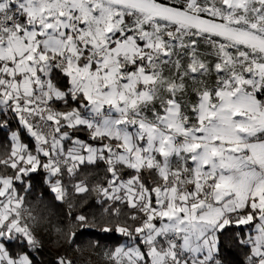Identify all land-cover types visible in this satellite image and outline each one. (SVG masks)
<instances>
[{"label":"snow or ice","instance_id":"6c2138e0","mask_svg":"<svg viewBox=\"0 0 264 264\" xmlns=\"http://www.w3.org/2000/svg\"><path fill=\"white\" fill-rule=\"evenodd\" d=\"M37 176L103 264H264V0H0V264Z\"/></svg>","mask_w":264,"mask_h":264},{"label":"trees","instance_id":"16d2710c","mask_svg":"<svg viewBox=\"0 0 264 264\" xmlns=\"http://www.w3.org/2000/svg\"><path fill=\"white\" fill-rule=\"evenodd\" d=\"M43 178L36 177L32 199L39 193L45 194V200L49 202L50 211L38 213L34 222L38 224V230L35 235L38 240L43 243V252L37 257L41 264H53V260L57 255L67 252L68 256L77 261V264H85L88 258H91L90 264H103L98 253L103 251L105 244L112 243L97 235V230L103 227V223L99 220L98 210L94 204L95 192L89 193L86 198L70 197L76 201L74 212L76 214L83 213L89 217L87 223L83 226L69 221L65 215L67 205L57 204L47 189L40 183ZM27 212V211H26ZM28 214V212H27ZM96 214V222H93V215ZM55 227L62 228V232L54 231ZM84 227L85 229H81ZM77 232L75 244L70 248L68 244V233ZM100 240L101 247L95 252L92 242ZM76 245L79 246L77 249Z\"/></svg>","mask_w":264,"mask_h":264},{"label":"rangeland","instance_id":"374dc122","mask_svg":"<svg viewBox=\"0 0 264 264\" xmlns=\"http://www.w3.org/2000/svg\"><path fill=\"white\" fill-rule=\"evenodd\" d=\"M23 216H24V218H27L28 217V214H27L26 210L23 211ZM29 227L32 228V231L33 232H36V230H38V224H37V222H34V221H31L29 223Z\"/></svg>","mask_w":264,"mask_h":264}]
</instances>
